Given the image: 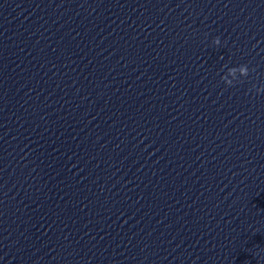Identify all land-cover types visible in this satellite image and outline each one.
<instances>
[{
  "label": "clouds",
  "instance_id": "obj_1",
  "mask_svg": "<svg viewBox=\"0 0 264 264\" xmlns=\"http://www.w3.org/2000/svg\"><path fill=\"white\" fill-rule=\"evenodd\" d=\"M214 43H215L216 45H219V44H220V39H219V37H217V38L214 40ZM238 68H239V70H240L242 76L247 77V76L249 75V68H248L247 65H240ZM235 70H236V67L229 68V71H230V72H234ZM221 79L224 80V82H225L227 85H229V86L232 85V82H231V81H226L224 77H221ZM256 91H257V92L264 91V88L256 89Z\"/></svg>",
  "mask_w": 264,
  "mask_h": 264
}]
</instances>
